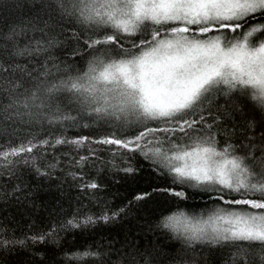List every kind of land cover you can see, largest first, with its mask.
Segmentation results:
<instances>
[{"label": "snow or ice", "instance_id": "obj_1", "mask_svg": "<svg viewBox=\"0 0 264 264\" xmlns=\"http://www.w3.org/2000/svg\"><path fill=\"white\" fill-rule=\"evenodd\" d=\"M4 7L24 18L0 28V175L16 177L23 165L56 179L59 161L41 167L43 153L34 150L67 145L80 169L67 175L94 199L102 185L83 170L99 167L97 151L109 154L101 164L129 175L142 160L161 183L152 187L160 214L140 231L178 242L184 259L127 236L120 247L102 239L71 254L60 250L61 233L85 236L116 223L133 201L153 198L146 191L116 209H76L47 231L17 237L2 225L0 254L54 245L52 264H211L210 253L220 264H264V0H16ZM70 41L80 64L55 54ZM235 114L244 119L238 139L225 122ZM81 128L104 134H65ZM29 195L15 184L0 199ZM198 197L203 208L187 212L186 202Z\"/></svg>", "mask_w": 264, "mask_h": 264}, {"label": "trees", "instance_id": "obj_2", "mask_svg": "<svg viewBox=\"0 0 264 264\" xmlns=\"http://www.w3.org/2000/svg\"><path fill=\"white\" fill-rule=\"evenodd\" d=\"M16 0H0V28H6L8 24H18L24 18V13L14 7H4V5H14ZM71 44L65 48L56 51V55L61 61L82 63L79 56H72ZM222 102V101H221ZM229 127L233 124L236 128L237 139L244 127V119L235 114L233 118L225 121ZM41 137L47 133L37 130ZM68 137L75 135L100 136L104 133L97 132L94 129H69L65 133ZM102 149L104 146H94ZM37 156H43L39 160L40 166L44 167L47 163L59 161L53 175L56 179L37 178L30 167L20 166L16 177L9 179L7 175H0V196L4 191H11L15 184H20L25 193H30L28 199L17 201L15 197H10L7 203L0 199V226L7 225L14 229V235L17 237L23 234H31L41 229L47 231L54 220L58 221L62 217L70 216L73 211H91L99 213L102 208L110 210L116 209L133 200V197L142 192L151 193V197H146L144 201H133L130 214L122 216L116 223L107 226H100L91 231L90 234L81 236L79 233L72 232L61 233L60 250L69 249V254L76 249L82 250L81 246L85 241L92 243L93 240H107L114 243L115 247H120V242L124 237H130L133 240H139L140 243L151 241L160 244L170 256L176 255L180 245L176 241H170L166 237H153L151 233L142 234L141 229H147L149 223L157 219L160 214L156 197L158 194L152 192L153 186H159L160 179H157L146 162L137 159L134 167L138 170L132 174L110 170L107 164H101L100 160H107L109 154L105 151H97L96 155L100 160L92 158L99 167L86 166L84 168L85 179H95L102 189L93 190L95 198L93 199L87 193L81 192L74 186V181L67 175L69 171L80 172L79 168L72 167V161L78 159L77 153L67 145H57L54 148H41L34 150ZM87 154V148L82 151ZM63 170V171H62ZM3 170L0 169V172ZM18 177V179H17ZM138 203V206H137ZM204 198H193L186 202L187 212H199L204 206ZM54 245H29L22 249L17 247L15 254H0V264H52ZM199 252V247H197ZM40 253V255H37ZM43 257V258H42ZM177 259H184L182 255H176ZM191 260L192 257H187ZM211 264H220L219 254H208Z\"/></svg>", "mask_w": 264, "mask_h": 264}]
</instances>
